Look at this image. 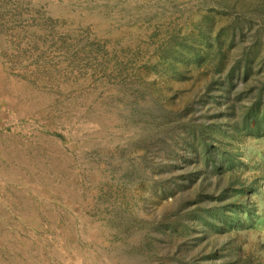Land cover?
<instances>
[{
    "label": "rangeland",
    "instance_id": "1",
    "mask_svg": "<svg viewBox=\"0 0 264 264\" xmlns=\"http://www.w3.org/2000/svg\"><path fill=\"white\" fill-rule=\"evenodd\" d=\"M256 103L264 0H0V264H264ZM218 181L245 192L204 228Z\"/></svg>",
    "mask_w": 264,
    "mask_h": 264
},
{
    "label": "trees",
    "instance_id": "2",
    "mask_svg": "<svg viewBox=\"0 0 264 264\" xmlns=\"http://www.w3.org/2000/svg\"><path fill=\"white\" fill-rule=\"evenodd\" d=\"M172 49H166L167 52H170ZM235 129L237 130V134L241 133L242 131H246V133L249 134H254L255 136L260 135L262 133V131H264V104L260 105V104H255L253 105L248 111L247 113L244 114L242 122L241 123H235L234 125ZM220 132L223 134L224 132H226L224 130V128L220 127ZM213 135V134H212ZM185 144H187L188 140L184 141ZM202 142L204 144V147H202L201 153L203 156V159L205 161V165H209V163L212 164V171H222V164L224 163L223 161H218V158L216 156H218V152H215L216 150H214L213 147H211V143H210V139L209 137L205 138L204 136H202ZM190 149H192L193 151V147H190ZM182 153L188 152L189 149L187 147H184ZM182 153H180L178 151L179 157L185 160V162L187 161L186 157H184V154L181 155ZM229 156V158L227 156ZM231 156V157H230ZM228 158L227 159V166H229L231 164V161L234 159V157L232 155H230L228 152L223 153V157L222 158ZM190 162H187V164H189ZM184 167L188 168V165H184ZM230 167V166H229ZM232 168V167H231ZM185 178H188L189 175V171L188 169H185L184 172ZM219 180L223 183L224 181L222 179L219 178ZM236 183V182H235ZM179 184H182V182H179ZM235 186V184H234ZM202 190H205V192L207 193L208 196H210L211 198H214L215 196H218V202L220 203L221 209L219 211H217L216 209L212 208L211 211V204H208L204 201L203 204V212L197 213L196 215V219H198V221L201 224V227H206L207 225L212 226V224H215L218 227V224L220 223L221 225H223L225 222L227 221H234L233 219L227 218L226 213L230 212L231 216L232 215H236L238 213V211L231 207L230 210H225L228 208V205L230 204V206H232V200H234L235 195L237 194H244V189H242V187L240 186L239 188L233 187L230 184L222 186L220 185V182L218 181L217 183H215L212 187L211 186H207V187H203ZM219 190V192H218ZM213 193H215V196H213ZM213 207V206H212ZM218 209V208H217ZM207 212V213H206ZM215 212L216 214L213 215L214 219H211L209 217V215H211L210 213ZM212 216V215H211ZM218 219H219V223H218ZM230 219V220H228ZM174 222H176V220H174ZM235 222V221H234ZM181 227H171V225H169L168 227H164L161 229L157 230V233H155L154 235L156 236V238H160L161 240H165L167 243H173L174 241H172V237L173 238H177L180 237L178 236V233L181 232V237L185 238L187 236H189V232L186 230L188 224L187 223H182L180 222ZM214 226V225H213ZM169 230V235H168V230ZM188 229V228H187ZM172 230L175 231V234L172 232ZM185 231V232H184ZM186 234V236L184 237L183 234ZM168 236H170L168 238ZM167 238V239H165ZM144 247H147V249H150L149 251H151L150 253H152V251H154V248L150 245V243L147 241L144 243ZM186 254V255H185ZM187 256V253L184 251V254L182 253L181 255H179V262L180 264H189V262L185 261V258ZM194 263V262H193ZM197 264H201L200 261L198 260L196 262ZM202 264H207V263H202Z\"/></svg>",
    "mask_w": 264,
    "mask_h": 264
}]
</instances>
